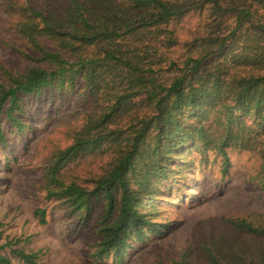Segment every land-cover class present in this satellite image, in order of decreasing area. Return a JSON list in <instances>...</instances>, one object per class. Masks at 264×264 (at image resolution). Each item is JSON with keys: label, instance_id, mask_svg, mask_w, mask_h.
I'll return each instance as SVG.
<instances>
[{"label": "trees", "instance_id": "trees-1", "mask_svg": "<svg viewBox=\"0 0 264 264\" xmlns=\"http://www.w3.org/2000/svg\"><path fill=\"white\" fill-rule=\"evenodd\" d=\"M8 8L17 11L9 48L25 64H0V143L24 136L29 105L48 111L78 100L79 121L44 160L38 183L77 230L91 222L93 261L124 264L170 232L181 221H155L157 210H168L187 180L194 202L205 170L233 181V154L254 157L244 182L264 193V0H27ZM18 150L10 149L15 160ZM90 153L108 156L100 171L83 182L67 176V165ZM33 214L47 222L46 208ZM202 223L168 264H264L262 213ZM14 244L0 243V264H44Z\"/></svg>", "mask_w": 264, "mask_h": 264}, {"label": "rangeland", "instance_id": "rangeland-1", "mask_svg": "<svg viewBox=\"0 0 264 264\" xmlns=\"http://www.w3.org/2000/svg\"><path fill=\"white\" fill-rule=\"evenodd\" d=\"M26 1L0 0V64L12 70H20L25 61L14 56L9 48L15 41L11 24L17 11H11L8 6L21 5ZM45 110L36 104L29 105L23 114L24 136L8 134V148L0 143V243L6 239L16 240L12 247L37 251L44 264H103L93 261L90 256L93 241L91 222L77 230L60 203L44 198L38 183L44 160L56 147L66 144L64 131L79 121L81 106L77 99L65 98L51 103L50 109ZM23 145L25 150L20 148ZM10 146L19 149L16 160L9 154ZM4 153L8 154L7 168L1 160ZM107 158L102 153L87 154L69 163L66 174L83 182L88 175L99 172ZM232 161L236 164L233 181L218 182L214 172L205 170L200 176L203 184L197 189L194 202L189 201V193L185 194L191 187L190 180H187L182 189L185 192L174 197L168 210L167 206L160 207L155 217V221L179 219L181 223L155 239L145 250L126 254L124 264H155L158 261L168 264L190 241L198 223L203 222L201 226H204L224 213L238 211L264 215V193L244 182L245 174L253 167L254 157L248 153L233 154ZM37 207L46 208L45 224H40L33 214ZM99 208L98 204L94 206L93 217ZM13 262L18 264L15 259ZM104 264L115 263L110 257Z\"/></svg>", "mask_w": 264, "mask_h": 264}]
</instances>
